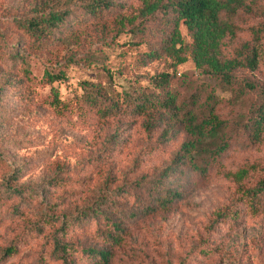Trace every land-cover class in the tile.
Returning <instances> with one entry per match:
<instances>
[{"label": "rangeland", "instance_id": "rangeland-1", "mask_svg": "<svg viewBox=\"0 0 264 264\" xmlns=\"http://www.w3.org/2000/svg\"><path fill=\"white\" fill-rule=\"evenodd\" d=\"M88 1L0 0V264H62L54 239L67 245L76 264L89 263L88 249H109L110 264H264V208L251 213L242 195L264 176V133L253 145L233 143L205 177L167 182L180 196L145 215L141 195L177 156L186 130L169 118L149 129L147 116L131 105L127 114L99 118L80 101L82 83L108 84L134 99L155 92L148 78L164 72L184 98L202 76L186 51L180 63L165 53L146 58L161 44L157 24L133 36L132 24L116 21L145 0H108L111 7L97 14L86 9ZM62 11H68L65 22L40 40L17 25ZM235 25L236 35L222 48L229 57L251 46L250 27H262L258 68L235 76L264 87V0L241 9ZM59 73L63 79L47 76ZM214 95L219 118L228 121L260 102L257 92L234 98L224 85ZM8 185L29 194L8 196ZM216 211L228 216L215 222ZM108 220L123 230L114 243ZM10 245L14 253L2 259Z\"/></svg>", "mask_w": 264, "mask_h": 264}, {"label": "trees", "instance_id": "trees-1", "mask_svg": "<svg viewBox=\"0 0 264 264\" xmlns=\"http://www.w3.org/2000/svg\"><path fill=\"white\" fill-rule=\"evenodd\" d=\"M251 6L252 0H145L134 15L117 16L116 21L120 26L132 24L129 30L133 36L144 34L151 23L158 25L161 44L156 49L150 47L146 58L154 59L165 53L180 63L183 61L181 54L189 52L202 78L192 80L189 85L191 94L188 97L181 98L171 89L173 75L164 72L148 78L155 92H142L134 99L127 94L115 92L108 84L82 83L80 101L99 118L127 114L128 106L131 105L133 112L147 116L149 129L157 119L169 118L182 124L186 130L187 137L177 156L162 169L159 177L141 195L146 202L142 209L145 215L168 208L180 196L175 189L166 185L167 182L173 183L175 179L182 176L188 178L190 175L199 180L207 175L213 163L233 143L246 141L253 145L261 140L264 133V87L247 79L239 80L235 76L240 69L255 71L258 68L259 54L262 52L261 25L249 28L251 46L245 43L241 48L243 53L229 57L222 49L224 40L234 37L238 31L235 21L239 11L250 10ZM110 7L108 0H90L86 5V9L92 14ZM67 16L68 11L50 12L41 18L18 21L17 25L36 40H40L45 34L50 35L51 31L59 28ZM134 21L139 22L133 24ZM180 27L185 30L187 42L183 39ZM47 76L53 80L64 78L62 73ZM206 78L214 80V83L210 84ZM216 85H224L230 89L234 98L247 91L257 92L260 102L250 111L241 113L232 120L220 119L217 114L218 99L214 95ZM226 131L231 133L229 139L225 137ZM137 185L140 190L144 188L140 183ZM5 194L20 197L29 193L24 188L8 185ZM242 195L251 213H257L260 208H264V176L255 186L243 189ZM103 205L104 200H99L98 208ZM225 214L228 216L227 211H216L213 220L217 222ZM234 214L235 211L231 215ZM107 222V236L114 243L122 236L123 230L119 222ZM67 250V245L53 240L52 251L61 256L62 264H76L67 255ZM14 251L13 245L4 248L1 258L11 256ZM83 252L90 259L88 264H110L109 249H88Z\"/></svg>", "mask_w": 264, "mask_h": 264}]
</instances>
